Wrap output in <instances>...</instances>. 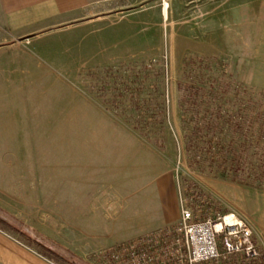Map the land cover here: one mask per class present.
<instances>
[{"label": "rangeland", "instance_id": "rangeland-1", "mask_svg": "<svg viewBox=\"0 0 264 264\" xmlns=\"http://www.w3.org/2000/svg\"><path fill=\"white\" fill-rule=\"evenodd\" d=\"M19 34L0 25L1 217L107 264L183 205L248 221L264 262V0H131Z\"/></svg>", "mask_w": 264, "mask_h": 264}, {"label": "built area", "instance_id": "built-area-1", "mask_svg": "<svg viewBox=\"0 0 264 264\" xmlns=\"http://www.w3.org/2000/svg\"><path fill=\"white\" fill-rule=\"evenodd\" d=\"M179 223L108 251L107 264H264L248 221L234 214L196 221L181 205Z\"/></svg>", "mask_w": 264, "mask_h": 264}, {"label": "crops", "instance_id": "crops-1", "mask_svg": "<svg viewBox=\"0 0 264 264\" xmlns=\"http://www.w3.org/2000/svg\"><path fill=\"white\" fill-rule=\"evenodd\" d=\"M129 1L131 0H0V25L14 33H22L18 37H27L70 23L91 7L127 4ZM0 219L6 221L1 216ZM0 264L54 263L0 230Z\"/></svg>", "mask_w": 264, "mask_h": 264}, {"label": "trees", "instance_id": "trees-1", "mask_svg": "<svg viewBox=\"0 0 264 264\" xmlns=\"http://www.w3.org/2000/svg\"><path fill=\"white\" fill-rule=\"evenodd\" d=\"M219 177L222 179L228 178V175L226 173L222 172L219 174ZM239 184L244 185L243 182H240ZM247 186V185H246ZM0 229L2 231L8 232V233H14V234H19L24 239L29 242L31 245H33L39 254L46 258L47 260L53 262L54 264H72L68 259L60 255L59 253L53 251L51 248L48 246L44 245L43 243H40L38 241L32 240L29 236H26L24 233H21L16 227L13 225L7 223L6 221L0 219Z\"/></svg>", "mask_w": 264, "mask_h": 264}, {"label": "bare ground", "instance_id": "bare-ground-1", "mask_svg": "<svg viewBox=\"0 0 264 264\" xmlns=\"http://www.w3.org/2000/svg\"><path fill=\"white\" fill-rule=\"evenodd\" d=\"M165 9H164V14H166V11H167V4H165ZM164 16V15H163ZM166 16V15H165ZM166 18V17H165Z\"/></svg>", "mask_w": 264, "mask_h": 264}]
</instances>
